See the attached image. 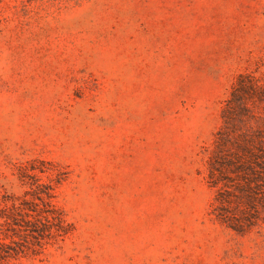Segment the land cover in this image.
Returning a JSON list of instances; mask_svg holds the SVG:
<instances>
[{
    "label": "rangeland",
    "instance_id": "374dc122",
    "mask_svg": "<svg viewBox=\"0 0 264 264\" xmlns=\"http://www.w3.org/2000/svg\"><path fill=\"white\" fill-rule=\"evenodd\" d=\"M0 230V264H264V0H1Z\"/></svg>",
    "mask_w": 264,
    "mask_h": 264
},
{
    "label": "trees",
    "instance_id": "16d2710c",
    "mask_svg": "<svg viewBox=\"0 0 264 264\" xmlns=\"http://www.w3.org/2000/svg\"><path fill=\"white\" fill-rule=\"evenodd\" d=\"M259 87V79L252 72H242L238 75L233 84L232 94L233 96H239L240 91L246 92L247 94H256L258 93ZM40 215H43L46 220L44 221L41 217H38L36 220L25 219L23 223L15 222L21 224L26 230L31 231V234L40 241L68 232L64 225V219L53 209H42L40 210ZM1 217L4 219L12 218L16 220V217L10 214L1 215ZM16 233H18V231H15V234ZM14 237L15 236L8 231L0 230V259L20 252L19 248L6 241L7 238H13L15 241Z\"/></svg>",
    "mask_w": 264,
    "mask_h": 264
}]
</instances>
